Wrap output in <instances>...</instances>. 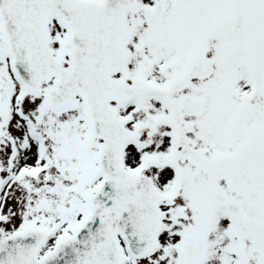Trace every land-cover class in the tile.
Here are the masks:
<instances>
[{"label":"snow or ice","instance_id":"snow-or-ice-1","mask_svg":"<svg viewBox=\"0 0 264 264\" xmlns=\"http://www.w3.org/2000/svg\"><path fill=\"white\" fill-rule=\"evenodd\" d=\"M0 264H264V0H0Z\"/></svg>","mask_w":264,"mask_h":264}]
</instances>
